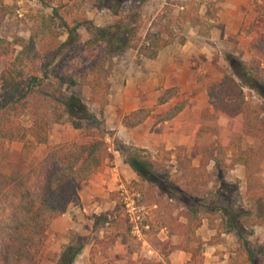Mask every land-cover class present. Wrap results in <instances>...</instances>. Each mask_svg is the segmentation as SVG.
<instances>
[{"label": "rangeland", "instance_id": "obj_1", "mask_svg": "<svg viewBox=\"0 0 264 264\" xmlns=\"http://www.w3.org/2000/svg\"><path fill=\"white\" fill-rule=\"evenodd\" d=\"M0 3L8 9L0 24V37L7 38L15 50L29 36L26 29L29 14L50 10L41 8L37 0H0ZM214 3L212 0H128L124 5L129 7V11L125 8L114 16L108 5L98 0H82L79 10L95 26L112 24L117 18H122L128 26L139 27L140 31L147 28L156 30L160 23L169 24L176 35L175 41L162 48L154 58L141 59L138 63L134 62L131 48L108 54L106 42L87 51L70 44L56 50V44L46 38L36 47L39 57L32 69L40 76V82L34 88L29 103L30 106L33 103L38 105V110L41 107L46 109V143L68 140L85 143L89 138L103 141L108 157L97 172L106 171L104 179L108 181L103 184L104 196L100 193L96 200L103 211L99 214H107L113 223L92 231V219L99 214L84 210L81 203L76 202V194L69 202L76 203L68 211L69 226L62 223L46 231L34 264H56L65 246L77 244L82 248L74 257L75 264H187L189 253L182 250L184 235L175 228L161 226L165 213L170 210L174 216L180 211L181 204L167 196L160 197L156 192L150 200L152 203L157 201L156 204L140 202L132 184L138 178L126 159L135 153L150 163L162 158L157 152L181 147L191 165L196 166L199 161L197 148L208 147L210 143L213 147L226 137L237 140L234 119L213 110L206 88L223 74H229V66L223 58L225 54L239 60L240 56L246 57L241 61H248V41L264 32V13L256 6L261 4L260 0H252L248 18L244 16L235 30L224 32L213 24ZM185 12L196 19V24L190 20L182 21L180 14ZM208 24V37L198 33ZM64 37L61 35L57 41ZM180 39L182 43H179ZM94 65H100L99 75L107 86L106 104L102 107L87 99V82L91 78L90 68ZM167 89H172L173 95L164 104L156 106L140 124L133 128L120 124V119L129 110L153 106L156 98ZM242 90L264 116L263 100L253 90ZM2 91L0 80V95ZM65 98L71 100L74 113L83 108L88 118L65 113L60 106ZM180 103L183 107L177 116L163 122L155 121L156 116L170 105ZM21 116V124L27 127L33 117L31 108ZM91 118L96 124L83 127ZM71 119L80 121L82 127L69 128L67 124ZM196 125L207 127L206 132L200 136L192 135ZM244 140V137L240 140L241 148ZM7 147L10 159H13L20 142L10 141ZM42 149L43 145H39L35 152ZM164 165L163 173L167 169L172 175L177 174L173 159ZM250 167L259 169L258 176L264 180V160L258 162L256 168ZM206 170L213 174L211 159ZM243 172V166L236 165L223 176L226 181H237L240 194H244ZM84 185L86 183L82 181L77 189L80 191ZM214 225V222L203 218L194 231L201 240V264H226L230 251L235 247V237L216 234ZM133 226L139 237L133 234ZM248 239L250 243L264 246V225L254 227ZM192 245L195 246L194 243Z\"/></svg>", "mask_w": 264, "mask_h": 264}, {"label": "trees", "instance_id": "obj_2", "mask_svg": "<svg viewBox=\"0 0 264 264\" xmlns=\"http://www.w3.org/2000/svg\"><path fill=\"white\" fill-rule=\"evenodd\" d=\"M37 1L41 8L50 10L29 14L26 28L29 36L20 43L18 50L12 48L7 38L0 37V80L3 84L0 95V264H34L48 226L66 211L71 199L77 196L78 185L94 175L108 157L103 141L97 138H89L85 143L69 140L46 143V109L41 107L38 110V105L33 103L30 106L29 103L34 88L40 82V76L32 69L39 57L36 49L39 43L48 38L56 44V50L70 44L87 51L106 42L108 54L131 48L134 62L138 63L141 59L154 58L176 39L168 23H160L156 30L147 28L140 31L139 27L128 26L122 18H117L112 24L95 26L79 10L82 0ZM127 1L98 0L108 5L114 16L125 8L129 11V7L124 5ZM260 2L256 6L264 13V0ZM191 10L195 9L191 7ZM7 13V6L0 3V24ZM180 16L182 21L190 20L196 24L190 13H181ZM208 26L205 25L204 30L200 28L198 33L208 37ZM61 35L65 36L64 39L57 41ZM182 41L180 39L179 43ZM246 52L248 61L225 54L223 58L229 66V74H223L206 88L213 110L234 119L237 140L226 137L213 147L210 143L208 147L197 148L199 161L196 166L191 165L181 147L157 152L162 158L150 163L135 153L126 159L138 178L132 184L140 202L156 204L157 201H150L156 192L160 197L167 196L181 204L180 211L174 216L170 210L165 213L161 226L175 228L184 235L182 250L189 253L187 264H201V240L194 231L203 218L214 222L216 234L235 237V247L230 251L226 264H264V246L250 243L248 239L254 227L264 225V180L258 176L259 169L250 167L256 168V164L264 160V116L242 90H253L264 102V32L248 41ZM99 69L100 65L90 68L87 99L102 107L106 104L107 86L99 75ZM167 90L156 98L153 106L129 110L120 119V124L125 128L140 124L156 106L164 104L173 95L172 89ZM70 101L65 98L60 104L65 113L88 118L83 108L74 113ZM182 107V103L170 105L156 116L155 121L174 118ZM29 108L33 117L25 127L20 117ZM90 124L95 125L96 121L91 118L83 127ZM67 126L71 129L82 127L80 121L74 119ZM206 130L207 127L196 125L192 135L200 136ZM242 137L245 139L243 148L240 146ZM10 141L20 142L13 159L8 154ZM39 145H43V149L36 153ZM172 159L177 174L172 175L167 169L163 173L164 163ZM210 159L213 174L206 170ZM236 165L244 168V194L239 193L237 181L223 178ZM110 222L107 215H96L92 219L91 230H98ZM81 248V244L65 246L56 264H73Z\"/></svg>", "mask_w": 264, "mask_h": 264}, {"label": "crops", "instance_id": "obj_3", "mask_svg": "<svg viewBox=\"0 0 264 264\" xmlns=\"http://www.w3.org/2000/svg\"><path fill=\"white\" fill-rule=\"evenodd\" d=\"M212 1L215 2L214 5L216 7L213 24L215 26L220 27L219 30L224 32L235 30L238 24L242 21L243 17L245 16L246 18H248L252 10V8H250V1L252 0H212ZM198 13H200V9L198 10ZM240 59L245 60L246 57L244 58L240 56ZM105 175H106V171H102V173L97 172L96 174L89 177L86 181H83L86 183V185H84V187L80 189V191L76 189V194L78 195L76 202H80L84 210H90L92 211L93 214H99L102 211L101 206L98 205L96 197H98L100 193L103 195V190H104L103 184H105L106 181V179H104ZM111 176L113 178L114 175L111 174ZM75 205H76L75 201L69 203L66 208V211L61 216L53 220L52 223L48 226L47 230L51 229L52 227H56L57 225L62 223L68 225L67 222V220H69L68 211L72 210ZM103 214L107 215L105 213Z\"/></svg>", "mask_w": 264, "mask_h": 264}, {"label": "built area", "instance_id": "obj_4", "mask_svg": "<svg viewBox=\"0 0 264 264\" xmlns=\"http://www.w3.org/2000/svg\"><path fill=\"white\" fill-rule=\"evenodd\" d=\"M107 151H109V149L107 148ZM133 230H134V235H137L138 237H139V235H138V232H137V229H136V227L135 226H133ZM148 252H150V251H148Z\"/></svg>", "mask_w": 264, "mask_h": 264}]
</instances>
